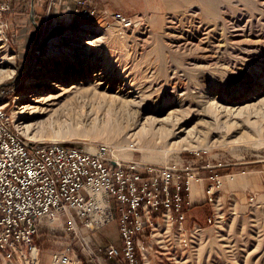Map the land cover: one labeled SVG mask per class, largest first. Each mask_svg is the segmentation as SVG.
Segmentation results:
<instances>
[{
    "label": "rangeland",
    "instance_id": "374dc122",
    "mask_svg": "<svg viewBox=\"0 0 264 264\" xmlns=\"http://www.w3.org/2000/svg\"><path fill=\"white\" fill-rule=\"evenodd\" d=\"M25 1L0 0L9 4L0 13V87L12 83L8 109L20 116L26 137L104 142L123 159L178 161L202 176L264 170V0H93L100 13L122 12L131 25L108 17L107 27L102 16L66 20L60 34L47 36L44 52L35 47L27 66L11 36L16 13L28 11ZM112 119L117 126L104 127ZM26 124L33 126L24 131ZM72 129L86 137L68 135ZM205 212L194 215L200 220ZM38 227L36 259L25 246V257H1L0 264H57L54 253L68 256L60 264H118L99 250L120 242L114 219L77 233L64 216L44 217ZM159 232L147 241L144 264H264V201L226 211L214 223L186 220L184 230L174 223Z\"/></svg>",
    "mask_w": 264,
    "mask_h": 264
},
{
    "label": "built area",
    "instance_id": "2783aa9c",
    "mask_svg": "<svg viewBox=\"0 0 264 264\" xmlns=\"http://www.w3.org/2000/svg\"><path fill=\"white\" fill-rule=\"evenodd\" d=\"M8 6L0 3V13ZM74 10L77 20L102 16L107 27L108 17L121 26L132 23L130 16L119 11L100 13L93 0H75ZM11 84L0 87V258L25 257V246L31 253L44 217L64 216L67 227L76 233L79 227L92 231L116 220L120 242H108L99 250L118 264H144L148 239H157L164 225L170 228L175 223L184 230V191L187 194L192 181L204 176L178 161L152 164L123 159L104 142L89 147L73 141L30 139L8 109ZM207 178V201L214 212L206 222L214 223L223 217L218 207L223 181L218 174ZM52 258L57 264L69 260L61 253Z\"/></svg>",
    "mask_w": 264,
    "mask_h": 264
},
{
    "label": "crops",
    "instance_id": "0c3cea01",
    "mask_svg": "<svg viewBox=\"0 0 264 264\" xmlns=\"http://www.w3.org/2000/svg\"><path fill=\"white\" fill-rule=\"evenodd\" d=\"M25 3H28V11L23 10L16 13L17 16L14 19L16 29H14L11 36L19 63L27 66L26 59H28V64L31 63L35 47L38 46L37 41L41 40L43 36L50 35L52 27L59 28L64 21L71 22L75 20L76 15L74 10L75 0H27L22 4ZM32 17H34V20L35 18L42 19L43 23L48 18L49 28L46 31H44V28H37ZM261 171V169H254L252 166L220 175L223 183L218 193V207L223 216L226 211L241 212L247 204L254 201H264V173H261ZM204 177L200 181L193 180L186 194L187 212L185 222L186 220L195 224L201 221L206 222L207 217L214 212L213 204L207 201L205 189L209 182L208 175ZM250 196H253V198L250 199ZM203 209H206L207 212H205L204 218L199 220L194 214L196 211H202Z\"/></svg>",
    "mask_w": 264,
    "mask_h": 264
},
{
    "label": "bare ground",
    "instance_id": "6f19581e",
    "mask_svg": "<svg viewBox=\"0 0 264 264\" xmlns=\"http://www.w3.org/2000/svg\"><path fill=\"white\" fill-rule=\"evenodd\" d=\"M217 1V0H216ZM260 1V0H259ZM261 2V1H260ZM262 3V2H261ZM263 4V3H262ZM217 5V4H216ZM257 5H258V3H257ZM264 5V4H263ZM217 7V6H216ZM254 18V17H253ZM264 18V17H263ZM239 19V18H238ZM260 23H262V22H260ZM258 24V23H257ZM235 26V25H234ZM255 26H256V24H255ZM263 26H264V24H263ZM239 26H237L235 29H237ZM262 27V26H261ZM260 27V28H261ZM239 28H241V27H239ZM250 28V27H249ZM258 28H259V26H258ZM263 28V27H262ZM255 29V28H254ZM253 29V30H254ZM238 30V29H237ZM252 30V29H251ZM256 30V29H255ZM261 31H262V29H260ZM259 30V31H260ZM264 30V29H263ZM261 31L259 32V33H261ZM258 33V34H259ZM264 33V32H263ZM240 35V34H239ZM257 35V34H256ZM62 37V35H60V36H57V37H55L54 38V41H53V44H55L56 43V41L59 39V38H61ZM52 49H54V48H52ZM8 60V59H7ZM9 62V61H8ZM9 63H11V61L9 62ZM11 71H13V69H12V66L10 67V68H6L5 69V71H4V73H6V74H8L9 72L11 73ZM35 84H37V82H34ZM57 87V86H56ZM29 91H31V90H29ZM82 92V91H81ZM89 93V92H88ZM92 93H96V92H92ZM98 94V93H97ZM96 94V95H97ZM38 96V95H37ZM92 96H95V95H92ZM100 96V95H99ZM36 97V96H35ZM74 97V96H73ZM101 97V96H100ZM100 97H99V99H100ZM94 98V97H93ZM93 98L91 99V101L93 100ZM95 98H97V96L95 97ZM105 98V97H104ZM107 98H108V96H107ZM74 99V98H73ZM115 99V98H114ZM94 100H97V99H94ZM117 100V99H116ZM69 101H71V99L69 100ZM68 101V102H69ZM124 101V100H123ZM118 102H119V99H118ZM115 103V102H114ZM130 103V102H129ZM129 103H127V101L126 102H122V106H121V108L122 107H124V106H126V108H127V106L129 105ZM143 103V102H142ZM72 104H73V102H72ZM99 104H100V102H99ZM103 104V103H102ZM113 104V103H112ZM118 104V103H117ZM76 105V104H75ZM79 105H81L80 103H79ZM93 105V104H92ZM104 106H105V103L103 104ZM115 105V104H114ZM120 105V104H119ZM109 106V105H108ZM107 106V107H108ZM115 107V106H114ZM129 107V106H128ZM110 108H112V107H109V110H110ZM128 109V108H127ZM122 110H123V108H122ZM111 115V114H110ZM14 116H15V120L16 121H18L19 119H20V116L18 115V114H16V111H14ZM111 118V117H110ZM109 119V118H108ZM93 121V120H92ZM91 121V122H92ZM96 121V120H95ZM103 121V120H102ZM113 121V119L110 121H108L106 124H105V126L104 127H109V128H113V127H115V126H117V123L116 122H112ZM104 122V121H103ZM106 122V121H105ZM20 123H22V122H18V124L20 125ZM93 123V122H92ZM96 123V122H95ZM100 123V122H99ZM99 123H97V124H99ZM69 124H71V123H69ZM97 124H95V125H97ZM68 125V124H67ZM73 125V124H72ZM31 126H33V125H31V124H26L25 125V130L24 131H27V130H29V129H31ZM48 126H51V124L49 123L48 124ZM68 126H70V125H68ZM21 127V126H20ZM86 127V126H85ZM88 127V126H87ZM90 127V126H89ZM88 127V128H89ZM92 127V126H91ZM70 128V127H69ZM80 128V127H79ZM81 128H82V126H81ZM83 129V128H82ZM96 128H94V130H95ZM89 130V129H88ZM66 131V130H65ZM65 131H63L64 133H65ZM68 131V130H67ZM87 131V130H86ZM96 131V130H95ZM115 131V130H114ZM59 133H60V131H59ZM69 134L68 135H71V134H78L77 136H80V137H86V132L85 131H81V130H78V132H76V130H74V129H72V130H69V132H68ZM88 133V132H87ZM97 133V132H96ZM29 135H30V137H35L36 138V136L37 135H31L30 133H28ZM100 134V133H99ZM65 135V134H64ZM58 136H63L62 134L61 135H54V137H52L54 140H64V139H62V138H58ZM72 136H74V135H72ZM185 142H186V140H185ZM184 144V143H183ZM126 146V145H125ZM31 255H32V258L33 259H36L37 258V247L36 246H33L32 247V250H31ZM32 259V260H33ZM29 260V259H28ZM69 264H76V263H69Z\"/></svg>",
    "mask_w": 264,
    "mask_h": 264
},
{
    "label": "trees",
    "instance_id": "16d2710c",
    "mask_svg": "<svg viewBox=\"0 0 264 264\" xmlns=\"http://www.w3.org/2000/svg\"><path fill=\"white\" fill-rule=\"evenodd\" d=\"M36 20H37V23L39 24V29H41V28L43 27V28H44V31H46V30H47V27H46V25L43 23L42 19H40V20L36 19ZM70 24H76L75 20H74L72 23H70ZM63 29H64V28H58V29L52 28L51 33L60 34V33L62 32ZM47 36H48V35L43 36L42 39H41V44L37 46V47L39 48L40 52H44V51H45V41H46L47 38H48ZM184 154L190 155L191 153H189L188 151H185ZM228 170H229V169H228ZM222 171H223V169H220V170H219V173H220V174L225 173V172H222ZM229 172H231V171H229ZM184 194H185V196H186V191H184ZM112 261L116 263L115 260L112 259ZM83 264H87V263H86L85 261H83Z\"/></svg>",
    "mask_w": 264,
    "mask_h": 264
},
{
    "label": "water",
    "instance_id": "95a60500",
    "mask_svg": "<svg viewBox=\"0 0 264 264\" xmlns=\"http://www.w3.org/2000/svg\"><path fill=\"white\" fill-rule=\"evenodd\" d=\"M33 23L35 26H37L36 21L34 20V17H32Z\"/></svg>",
    "mask_w": 264,
    "mask_h": 264
}]
</instances>
